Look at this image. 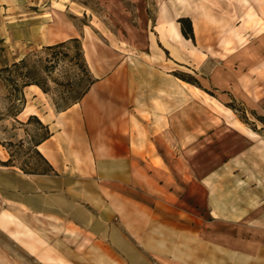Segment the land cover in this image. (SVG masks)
<instances>
[{"label": "crops", "instance_id": "crops-1", "mask_svg": "<svg viewBox=\"0 0 264 264\" xmlns=\"http://www.w3.org/2000/svg\"><path fill=\"white\" fill-rule=\"evenodd\" d=\"M182 1L163 4L168 7L163 21L169 26L161 35L164 42H171L174 53L183 52L177 41H190L181 37L177 18L189 17L196 37L195 19L201 18L196 8L194 18L179 10L186 6ZM56 25L58 38L40 45L78 38L95 81L65 110L57 111L51 103L23 107L17 118L24 115L20 120L25 121L35 114L48 125L51 134L37 149L55 172L25 173L15 165H0V201L15 208L19 219L28 217L31 230L36 231L34 220L42 222L66 247L78 248L87 234L92 246L88 254L108 256L103 260L109 264H264V140L247 137L243 148L200 180L211 220L198 226L181 208L166 163L153 144L158 133L174 126L175 96L164 119L157 111L149 110L150 117L145 118L132 110L135 94H145L137 99L147 104L166 100L159 91L172 81L158 68L160 52L152 46L148 52L152 62L129 65L122 63L124 54L107 37L101 42L61 17ZM155 64L162 75L154 74ZM26 88L45 95L36 85ZM243 93L239 91L240 100L264 112V95ZM230 191L239 194L243 206L239 201L231 204L235 207L219 202ZM249 200L257 203L249 208L245 205Z\"/></svg>", "mask_w": 264, "mask_h": 264}, {"label": "rangeland", "instance_id": "rangeland-1", "mask_svg": "<svg viewBox=\"0 0 264 264\" xmlns=\"http://www.w3.org/2000/svg\"><path fill=\"white\" fill-rule=\"evenodd\" d=\"M165 1L0 0V16L3 17L0 67L39 50L44 41L58 38L54 27L59 17L70 21L78 30L89 31L101 42H104L103 37L110 39L111 45L125 56L122 63L132 65L145 61L149 64L152 61L148 52L153 46L161 55L158 68L170 74L172 83L159 91L165 101L158 99L147 104L146 100L137 99L145 94H135L132 110L145 118L150 117L149 110L150 113L157 111L164 119L173 107L172 97L175 96L174 126L158 133L153 144L166 163V172L181 208L190 213L191 222L201 227L211 217L200 180L243 148L247 137L264 140V112L251 109V103L238 98L239 91L241 95L243 91L254 97L264 95V0H183L186 6L179 10L191 13L194 18L196 8L201 18L195 19L198 37L194 35V42L187 43L181 38L177 43L183 52L175 53L170 49L171 42H164L161 35L169 26L164 22L168 15V7L163 6ZM46 33L49 34L46 36ZM181 37H184L182 33ZM158 43L167 47V54L162 53ZM180 54L184 55L183 59ZM150 56L156 58L151 53ZM157 66L155 64V75L161 74ZM174 71L195 77L200 87H191L176 77ZM59 73L57 70L54 75ZM26 87L23 88V107L37 105L42 108L52 104L50 95ZM172 89L179 90L180 94L171 93ZM6 95L7 89L0 86V160L5 161L13 155L15 166L26 164L41 170L44 165L28 150L27 134L38 136L42 131L34 122L21 125L15 121L9 112L11 100ZM19 104L16 101V109ZM24 118L20 115V119ZM231 169L227 171L231 173ZM232 192H227L228 197L223 201L218 198L219 202L231 205L239 201L243 206L239 194ZM252 203L257 201L249 200L245 205L252 208ZM261 208L264 209V203ZM19 218L15 208L0 201V264H109L104 262L108 256L88 254L92 246H88V238H91L87 234L78 248H70L59 240V234L46 231L42 222L34 220V231L27 227L28 217H21L22 221Z\"/></svg>", "mask_w": 264, "mask_h": 264}, {"label": "trees", "instance_id": "trees-1", "mask_svg": "<svg viewBox=\"0 0 264 264\" xmlns=\"http://www.w3.org/2000/svg\"><path fill=\"white\" fill-rule=\"evenodd\" d=\"M180 31L186 39L194 42V33L191 19L187 16L177 18ZM159 44V43H158ZM161 47V45L159 44ZM167 54V50L161 47ZM59 70V75H54ZM173 74L180 80L200 87L197 79L183 71H174ZM95 81L92 76L84 52L78 38H69L50 45H43L37 51L28 53L11 64L0 67V86L7 89V98L11 100L10 115L21 125L34 122L41 135L28 136V150L32 152L44 168H29L26 164L18 167L25 173L46 174L55 172L50 163L38 151L37 146L51 134L48 125L44 124L35 114H31L25 121L17 119L25 103L23 88L36 85L44 94L50 95L52 104L57 111L65 110L78 102ZM16 101L20 104L16 109ZM233 108V107H230ZM240 119L247 122L244 117ZM23 140L19 143L23 145ZM12 145V144H11ZM11 155L7 160L1 161L2 166H13Z\"/></svg>", "mask_w": 264, "mask_h": 264}]
</instances>
